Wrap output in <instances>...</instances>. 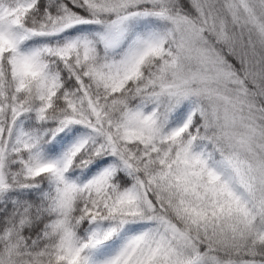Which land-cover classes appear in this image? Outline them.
<instances>
[{
	"label": "snow or ice",
	"instance_id": "6c2138e0",
	"mask_svg": "<svg viewBox=\"0 0 264 264\" xmlns=\"http://www.w3.org/2000/svg\"><path fill=\"white\" fill-rule=\"evenodd\" d=\"M0 264H264V0H0Z\"/></svg>",
	"mask_w": 264,
	"mask_h": 264
}]
</instances>
